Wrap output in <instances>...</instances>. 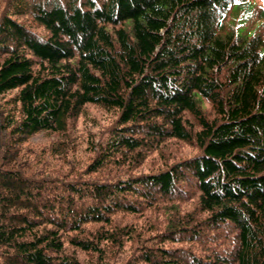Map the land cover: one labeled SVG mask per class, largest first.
<instances>
[{
	"label": "trees",
	"instance_id": "trees-1",
	"mask_svg": "<svg viewBox=\"0 0 264 264\" xmlns=\"http://www.w3.org/2000/svg\"><path fill=\"white\" fill-rule=\"evenodd\" d=\"M238 6L245 16L229 23ZM255 7L250 0H0V126L10 152L39 132L64 133L88 104L115 114L88 174L135 168L171 138L199 149L113 179L1 171L0 264H83L77 248L111 264L108 247L123 248L137 229L114 216L180 214L188 185L197 203L180 224L140 236L139 251L116 264H264V39L246 24L264 18V5ZM206 227L226 231V241L211 235L220 250L198 255L168 244L204 240Z\"/></svg>",
	"mask_w": 264,
	"mask_h": 264
},
{
	"label": "rangeland",
	"instance_id": "rangeland-1",
	"mask_svg": "<svg viewBox=\"0 0 264 264\" xmlns=\"http://www.w3.org/2000/svg\"><path fill=\"white\" fill-rule=\"evenodd\" d=\"M256 4V11L261 9L264 5V0H250ZM245 16L242 7L231 8L228 13L229 23L235 24L240 18ZM246 24L251 28H256V33L260 34L264 39V18H259L256 14L249 18H246ZM9 95V94H8ZM3 97L0 96V117L3 107ZM205 111L207 110L208 116L213 117L211 111V104L205 100ZM190 119L194 121L187 114ZM115 120L114 112H108L100 109L98 106L88 104L85 107L84 113L79 117L73 118L69 121L68 128L64 133L42 131L30 136L23 144L17 148L14 153L8 149L10 140L8 139V133L5 132L3 126H0V172L6 171V169H21L27 176H35L38 173H50L52 175H63L65 178H78L83 179L87 177H100L103 179H113L120 175L124 176L130 172H148L162 167L164 163H172L185 156L198 152L199 149L195 143L185 142L180 139L171 138L168 139L157 149H154L149 153L143 163L136 166L132 164L116 167L109 165L110 167H104L99 172L88 174L89 163L94 158L95 146L98 140L107 136L109 128L112 126ZM1 122V118H0ZM63 141V142H62ZM61 143L65 150L58 152L54 146H58L56 143ZM9 162L11 164H9ZM44 176V175H43ZM190 184V183H189ZM192 196L185 201H177L181 205V213L174 214L171 217L164 212H153L151 214L149 210L142 213H136L134 215L128 213H117L114 218L122 226L136 225V232L131 240L125 242L123 248H117L114 246L108 247L109 259L111 264H116L117 259H127L132 253H137L142 246L141 237H149L153 233L167 229L172 220H176V223L180 224V219L183 216L184 211L191 209L197 203L196 197L193 195L195 186L188 185ZM173 202H170V204ZM163 204V203H162ZM161 204V205H162ZM160 207V206H159ZM165 207V206H164ZM169 212V211H168ZM167 212V213H168ZM185 215V214H184ZM184 218H186L184 216ZM207 232L203 236L204 240L199 239L195 242H181L172 241L169 245L175 247H192L195 254L205 255L211 251L220 250L219 247L224 241L228 239V235L222 228H208ZM211 235L222 241H211ZM226 244H229L226 243ZM70 249H73L70 246ZM77 255L83 262V264H95L97 254L92 252H86L79 248L76 249Z\"/></svg>",
	"mask_w": 264,
	"mask_h": 264
}]
</instances>
